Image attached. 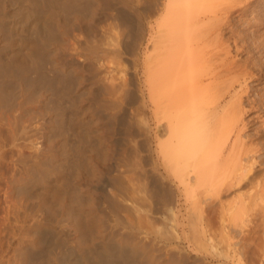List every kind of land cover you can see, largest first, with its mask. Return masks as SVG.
Returning <instances> with one entry per match:
<instances>
[{
  "label": "bare ground",
  "instance_id": "6f19581e",
  "mask_svg": "<svg viewBox=\"0 0 264 264\" xmlns=\"http://www.w3.org/2000/svg\"><path fill=\"white\" fill-rule=\"evenodd\" d=\"M252 2L0 0V264L236 256L264 222Z\"/></svg>",
  "mask_w": 264,
  "mask_h": 264
},
{
  "label": "rangeland",
  "instance_id": "374dc122",
  "mask_svg": "<svg viewBox=\"0 0 264 264\" xmlns=\"http://www.w3.org/2000/svg\"><path fill=\"white\" fill-rule=\"evenodd\" d=\"M252 3H251V7L249 8V10L245 14L246 17L244 16L241 19V21L238 22L237 27H239L240 30H242L243 33L245 34V41H246L245 46H247L246 50H245L247 52L245 54H243L244 56L242 58L247 57L249 59L251 58V60L253 59V61L255 60L254 63L257 66L255 68H253L254 73L261 75V77L264 78V24H262V23H264V0H253ZM251 10H255L254 15L252 14L253 16H255L254 19H249ZM249 22H252V23L250 24ZM259 23H260V25H259ZM257 68H259V69H257ZM256 88H257V90L259 88L258 94L259 95L262 94V96H264V80H261L259 85ZM6 115L10 116L9 114H6ZM25 120L27 123H29L28 119H21L18 121L19 125L21 124L19 126V128H23V126L27 125ZM33 122L34 121H32V126L34 127V125H36L35 127L40 129V127H39L41 125V123H39L40 121L35 120V122L34 123ZM36 122L39 123V126H38V123L36 124ZM22 123H24V124H22ZM250 218H254V217H250ZM250 218H249V220H250ZM252 221H253V223L254 222H256V224L258 223L257 226L255 227V225L252 224V226L247 228L248 231L247 230L246 231L251 232V233L254 232L255 235L249 233V234H246V236H243V234H241V230L239 228H236L237 230L236 229L234 230V233H233V235H234L233 240L234 241L232 240L231 242L234 243L236 246L235 247L236 251H237L236 256H233L232 254H230V255L228 254L227 255L228 257H226V259L228 258L227 260L225 258H223L224 255H226L225 254L226 251H224L226 248H225V244L223 242V243H221V245L225 249H223L220 246L221 247L220 249H222L223 252H225L224 255L221 253L223 257L221 258V256H219L220 257L219 258V257L215 256L214 257L215 260H214V258L210 259V261L207 264H221L224 262H225L224 264H237V263L238 264H264V246H262V244H264V243H262V242H264V226H261V225H264V222H262V220L258 219L257 217L252 219ZM250 228H252L253 230ZM259 228H261V229H259ZM246 231H245V233H246ZM257 235H258V237H257ZM227 241H229V240H227ZM241 243H242V245H241ZM243 243H245V244H243ZM245 246H246V248H245ZM247 250H248V252H247ZM249 250H251V251L249 252ZM244 251L246 253H244ZM231 256L233 257V259ZM222 261H224V262H222Z\"/></svg>",
  "mask_w": 264,
  "mask_h": 264
}]
</instances>
